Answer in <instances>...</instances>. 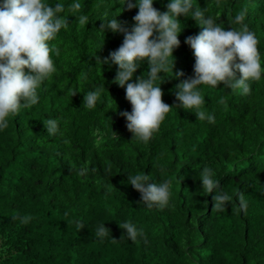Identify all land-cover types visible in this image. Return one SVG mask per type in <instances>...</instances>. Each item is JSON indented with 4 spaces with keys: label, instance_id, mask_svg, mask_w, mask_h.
<instances>
[{
    "label": "trees",
    "instance_id": "16d2710c",
    "mask_svg": "<svg viewBox=\"0 0 264 264\" xmlns=\"http://www.w3.org/2000/svg\"><path fill=\"white\" fill-rule=\"evenodd\" d=\"M45 2L65 5L69 27L51 42L60 48L59 57L53 54L57 72L37 89L38 103L9 116L0 129V264H264V0H192L193 9L207 8L205 15L226 30L240 28L231 21L246 11L244 24L259 41L261 79L248 81L247 94L222 83L200 85L202 110L215 123L179 107L176 85L194 75L195 63L184 41L202 29L190 14L178 17L173 72L184 76L173 78L169 70L158 81L163 101L176 108L146 143L132 140L120 115L131 105L113 83L118 66L94 57H109L123 41V33L101 30L102 22L117 18L130 30L138 8L123 10L124 0ZM74 2L80 12L68 13ZM169 2L153 0V6L164 12ZM81 14L89 16L83 27L76 22ZM148 70L145 58L129 82ZM98 87L101 98L89 110L84 94ZM47 119L58 120L54 136L44 127ZM205 167L219 182L210 194L201 182ZM139 172L152 177L149 184L171 182L166 206L149 209L141 202L128 183V175ZM216 192L232 197L223 211L212 208ZM17 214L31 219L21 223L12 218ZM126 221L143 229L136 242L118 226ZM101 224L110 229L103 240L95 235Z\"/></svg>",
    "mask_w": 264,
    "mask_h": 264
},
{
    "label": "clouds",
    "instance_id": "9594fccd",
    "mask_svg": "<svg viewBox=\"0 0 264 264\" xmlns=\"http://www.w3.org/2000/svg\"><path fill=\"white\" fill-rule=\"evenodd\" d=\"M138 8L133 16L134 25L129 30L117 18L102 22L100 29L113 33H123L122 44L109 53L103 60L94 54L97 64H115L117 72L113 83L125 89V99L131 105V111L120 113L126 118V128L133 134L132 140L148 142L160 128L166 114L174 107L162 99L164 93L158 81H162L161 73L173 72L175 60L174 49L180 46V16L191 15L202 29L198 34L188 36L184 43L190 46L195 57L194 75L183 79L176 85L175 98L179 107L186 111L194 110L197 119H207L215 123V116L202 110L205 97L198 90L200 85L217 87L221 83L225 88L247 94L250 91L248 81L261 79V56L256 34L244 24L246 11L238 12L231 23L240 28L222 27L211 15H205L207 8L193 9L192 0H170L167 11L161 12L153 6V0H124L122 9ZM79 2L70 4L68 13L80 12ZM65 5L57 3L50 6L45 0H2L0 3V129L8 127V117L16 115L24 108L38 103L37 89L41 84L57 72L53 54L60 55V48L55 41L61 29L69 27ZM78 26L89 23V16L81 14L77 17ZM148 60L147 77L138 76L135 82L134 73L140 62ZM238 61V62H237ZM25 69L29 71L26 73ZM240 73L237 78L236 73ZM184 76L183 71L173 72V78ZM81 74L80 79H85ZM164 82V81H163ZM104 87V85H103ZM102 88L90 90L84 94L83 106L94 109L101 98ZM76 92L72 93V96ZM221 102H223L221 100ZM44 127L49 136L59 131L57 119H47ZM75 167V165H72ZM79 175L84 174L81 169ZM213 172L205 167L201 173L202 187L207 194L219 188V182L212 179ZM152 177L139 172L128 175V183L141 194V202L149 209L164 207L171 196V182L147 183ZM232 197L224 192H216L212 196L213 210L223 211ZM240 208L247 209L244 193H238ZM67 215V213H65ZM27 223L30 216L12 217ZM126 230L127 237L136 242L143 236V229L130 221L118 224ZM76 227L84 225L77 221ZM110 229L101 224L95 235L101 240L108 237ZM122 238V237H121ZM116 239L113 238V241ZM145 243L147 240L145 239Z\"/></svg>",
    "mask_w": 264,
    "mask_h": 264
}]
</instances>
